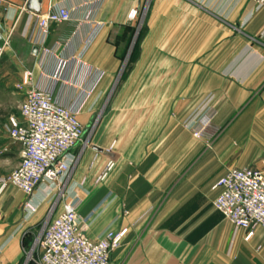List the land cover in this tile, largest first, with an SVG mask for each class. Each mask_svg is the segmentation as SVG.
I'll return each instance as SVG.
<instances>
[{
	"label": "crops",
	"instance_id": "crops-1",
	"mask_svg": "<svg viewBox=\"0 0 264 264\" xmlns=\"http://www.w3.org/2000/svg\"><path fill=\"white\" fill-rule=\"evenodd\" d=\"M3 1L0 40L10 44L0 61V176L21 163L9 129L10 118L23 122L16 87L27 74L62 105L82 106L83 126L110 94L64 182L67 201L81 200L87 237L128 228L110 264H264V229L246 239L214 209L212 190L230 169L264 168V9L252 0H41V14L61 6L72 15L51 25L46 57L30 42L38 14ZM208 98L218 132L211 146L185 127ZM51 205L42 190L0 195V264H24Z\"/></svg>",
	"mask_w": 264,
	"mask_h": 264
},
{
	"label": "built area",
	"instance_id": "built-area-1",
	"mask_svg": "<svg viewBox=\"0 0 264 264\" xmlns=\"http://www.w3.org/2000/svg\"><path fill=\"white\" fill-rule=\"evenodd\" d=\"M252 1L257 10L264 9V0ZM4 5L5 2L0 0V8ZM145 11L146 8L141 13L132 11L130 20L138 19ZM34 17L35 28L30 42L44 56H53L52 49L46 47L50 27L72 21V15L60 6ZM102 28L103 25H97L86 43V49ZM9 44L10 37L0 40V61ZM31 78L32 73L27 74L26 80L16 87L24 92V100L20 105L23 122L15 117L10 118L9 134L22 148L21 163L10 175L0 176V195L9 187L19 189L28 198L39 190L48 198L58 195L62 210L55 215V208L52 209V214L34 245L41 250L35 264H110L112 253L121 247L128 235V228L108 230L97 240L90 239L80 223L78 211L81 200L76 197L67 201L65 197L64 182L74 164L72 151L81 144L85 135V128L79 119L82 106L62 105L54 98L51 89L34 85ZM211 100L208 98L185 124L196 139H205L209 146L218 133L213 124ZM114 168L115 161H109L98 183L103 182ZM212 190L218 192L213 202L214 209L237 231H247L246 239L253 237L254 229H264V168L230 169L214 183ZM25 209L36 212L31 200L25 204Z\"/></svg>",
	"mask_w": 264,
	"mask_h": 264
},
{
	"label": "rangeland",
	"instance_id": "rangeland-1",
	"mask_svg": "<svg viewBox=\"0 0 264 264\" xmlns=\"http://www.w3.org/2000/svg\"><path fill=\"white\" fill-rule=\"evenodd\" d=\"M124 72L125 71H122L120 73L118 80H120L122 78ZM109 95H108V97H109ZM108 97H107L106 102L104 99V103L102 102L101 106L99 107V110L95 114H93V116H92L93 118H91L89 120L86 118L82 121L84 124V127H85V135H84V138L81 142V146L84 147V146H91L92 145V142H91L92 141V134H93V131L96 127L97 122L99 121L98 120L99 116H101V113H104L106 108H107V102L109 101ZM18 111H19V108H18ZM59 204H60V201H59L58 195L56 196V194H54L53 198H52V205H51L52 209L57 207ZM49 218H50V216H48V218L44 219V221L42 222V224L38 228L37 232L35 233V237H34L33 242L31 243V247L29 249H27V252H26L27 254H26V257L24 260V264H35V262L39 259V255H41V250L37 245L36 246H34V245L36 242H38L41 231L44 228V225L49 220Z\"/></svg>",
	"mask_w": 264,
	"mask_h": 264
},
{
	"label": "water",
	"instance_id": "water-1",
	"mask_svg": "<svg viewBox=\"0 0 264 264\" xmlns=\"http://www.w3.org/2000/svg\"><path fill=\"white\" fill-rule=\"evenodd\" d=\"M25 4L26 7L29 11L36 13V14H41L42 12V1L41 0H22ZM95 150L99 153H105L104 151L95 148ZM106 155H110V153L106 152Z\"/></svg>",
	"mask_w": 264,
	"mask_h": 264
},
{
	"label": "trees",
	"instance_id": "trees-1",
	"mask_svg": "<svg viewBox=\"0 0 264 264\" xmlns=\"http://www.w3.org/2000/svg\"><path fill=\"white\" fill-rule=\"evenodd\" d=\"M133 58H134V56H132V59H131L130 63L133 61Z\"/></svg>",
	"mask_w": 264,
	"mask_h": 264
}]
</instances>
